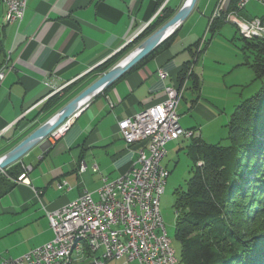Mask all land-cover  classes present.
<instances>
[{
	"label": "crops",
	"instance_id": "0c3cea01",
	"mask_svg": "<svg viewBox=\"0 0 264 264\" xmlns=\"http://www.w3.org/2000/svg\"><path fill=\"white\" fill-rule=\"evenodd\" d=\"M182 2L29 0L23 21L6 24V5L0 0V67L8 65L0 88V133L4 132L0 156L30 124L39 122L38 128L44 124L40 122L46 114L40 111L53 91L93 77L100 66L154 24L164 8L177 13ZM218 4L219 0H198L167 47L153 54L155 50L93 98L55 144L39 145L11 166H18L23 172L30 169L27 181L12 180L13 186L0 195V262L20 258L54 240L46 210L56 211L79 199L85 191L96 197L103 179L115 181L130 170L143 143L127 146L118 123L163 102L165 88L181 85L180 74L189 63L198 85L193 78L189 79L178 115L181 126L200 132L205 142L203 131L197 128H203L206 119L214 118L202 100L206 84L202 86L201 82H207L209 52L206 54V44L200 53L197 48L203 38L207 41ZM235 35H240L237 27ZM202 54L205 61L201 60ZM245 66L236 71L242 79L243 73L245 79L248 74ZM160 70L168 74L164 81L159 78ZM184 114L194 118L184 122ZM82 163L87 166L84 172L80 171ZM95 166L97 171L93 170ZM87 250L75 256L74 264H92L94 255ZM104 264L133 263L110 260Z\"/></svg>",
	"mask_w": 264,
	"mask_h": 264
},
{
	"label": "trees",
	"instance_id": "16d2710c",
	"mask_svg": "<svg viewBox=\"0 0 264 264\" xmlns=\"http://www.w3.org/2000/svg\"><path fill=\"white\" fill-rule=\"evenodd\" d=\"M237 2L232 0L228 12L223 11L222 17L210 21L208 33L214 35L220 25L226 23V16L236 9ZM242 12V18L253 19ZM161 13L132 44L100 66L93 77L81 79L49 98L40 111L46 114L40 123L46 122L93 83L99 74H104L127 56L169 21L176 11L164 8ZM173 35L153 54L167 47ZM240 38L244 42L243 51H249L254 57L245 65H249L258 78L264 79V40ZM190 64L180 74V82H183ZM191 78L195 86L198 85L194 74ZM38 126L39 122L30 124L3 154ZM228 129L230 145L227 147L209 145L201 138L192 141L189 156L193 161V176L187 189L178 193L176 201V239L181 244V264H264V233L259 234L264 231V161L261 162L264 157V83L257 95L236 108ZM245 158L249 159L246 169L243 167ZM254 160L256 162L252 163ZM22 172L20 167L13 166L5 171V175H0V195L13 186L11 181H17ZM255 225L260 228L253 232Z\"/></svg>",
	"mask_w": 264,
	"mask_h": 264
},
{
	"label": "built area",
	"instance_id": "2783aa9c",
	"mask_svg": "<svg viewBox=\"0 0 264 264\" xmlns=\"http://www.w3.org/2000/svg\"><path fill=\"white\" fill-rule=\"evenodd\" d=\"M28 1L9 0L11 14L8 24H20L23 21ZM220 1L211 22L222 17L225 0ZM252 1L264 4V0H239L237 8L226 16V21L235 24L239 34L246 39L253 37L243 35V26H253L256 37L261 38L264 35V21L254 18L247 20L240 16L241 11ZM204 44L205 38L199 43L198 53L202 51ZM7 74L8 65L5 63L0 67V88ZM192 74L193 66H190L178 88H165L166 99L163 102L118 123L127 146L143 143L138 149L137 160L126 174L115 181L103 179V186L96 197L85 191L79 199L56 211L46 210L54 240L20 258L2 260L0 264H74L75 261L67 258V245L72 237L92 239V264H104L110 260L139 264H175V250L169 248L168 235L160 212L161 197L170 175L162 167V161L167 156L166 147L170 142L181 138H200L196 131L181 126L178 115L179 104ZM167 76L164 70L159 71L162 81ZM64 88L53 91L51 96ZM78 114L53 132L48 143L53 145L63 137ZM3 135L4 132H1L0 140ZM29 169L25 168L17 182L28 180ZM97 169L96 166L93 167L94 171ZM86 170L87 166L82 163L80 171Z\"/></svg>",
	"mask_w": 264,
	"mask_h": 264
},
{
	"label": "rangeland",
	"instance_id": "374dc122",
	"mask_svg": "<svg viewBox=\"0 0 264 264\" xmlns=\"http://www.w3.org/2000/svg\"><path fill=\"white\" fill-rule=\"evenodd\" d=\"M185 2L186 0H183L182 4H185ZM242 13L253 18L258 16L263 17L264 6L261 3L252 1ZM223 24L220 31H216L214 35H212L213 33L207 32V41L205 42L208 47L206 54L209 52L208 59L206 60L207 82H201L202 86L204 83L206 84V89H204L206 94L202 96V100H205L203 106L208 108L209 113L214 118L206 119L202 123L203 128L200 127L197 129L203 131V136L206 138L205 142L207 144L227 147L230 145L228 125L232 114L243 101L259 93L264 79L258 78L249 65L245 66V72H248V74L246 73V79L245 73H243L242 77L244 78L242 79L241 74L236 72L246 62H252L254 57L249 51H243L244 42L241 40L240 35H235L236 26L233 23L224 22ZM201 60L205 61L204 54H202ZM238 65L240 66L238 67ZM214 77H216L215 82H212L211 79ZM241 79L242 82L240 81ZM187 94H189V91H187L186 96ZM193 118L194 115L189 116V114H184L182 117L184 122ZM196 132L200 134V132ZM192 143L191 140L186 139L170 142L166 147L167 156L162 161V167L166 168L170 175L167 180L165 192L161 197L160 212L167 235L172 241V247L176 251L179 259L181 258V244L176 239L178 222L176 201L178 193L184 192L187 189V184L193 176V161L189 156ZM262 159L261 162L264 161V157ZM244 162L245 165L243 167L246 169L249 166V159L245 158ZM255 162L254 160L252 163ZM249 196L251 197V195ZM247 203V205H250L249 202ZM258 228L260 226L255 225L253 232ZM263 233L264 231L259 232L260 235ZM75 256L73 257L74 261ZM133 264L139 263L133 262Z\"/></svg>",
	"mask_w": 264,
	"mask_h": 264
},
{
	"label": "water",
	"instance_id": "95a60500",
	"mask_svg": "<svg viewBox=\"0 0 264 264\" xmlns=\"http://www.w3.org/2000/svg\"><path fill=\"white\" fill-rule=\"evenodd\" d=\"M232 0H225L224 11L228 12ZM257 2V1H255ZM198 0H187L178 12L163 26L157 29L153 34L141 42L130 54L123 60L114 65L107 72L102 74L98 79L91 83L80 94L63 106L53 116H51L42 126L36 129L26 139L10 151L0 156V174L4 173L20 158L28 154L37 146H45L48 138L53 132L63 126L68 120L81 112V110L96 96L109 88L114 82L120 79L137 63L141 62L147 56L157 50L167 39H169L180 28L181 25L191 16L196 8ZM259 3V2H258ZM262 4V3H261ZM264 6V4H262ZM229 15V14H228ZM264 17V16H263ZM264 21L262 17H254ZM226 23H231L227 22ZM235 25V24H234ZM236 26V25H235ZM263 39L253 37L252 39ZM252 70V69H251ZM55 95V94H54ZM53 96V95H52Z\"/></svg>",
	"mask_w": 264,
	"mask_h": 264
},
{
	"label": "bare ground",
	"instance_id": "6f19581e",
	"mask_svg": "<svg viewBox=\"0 0 264 264\" xmlns=\"http://www.w3.org/2000/svg\"><path fill=\"white\" fill-rule=\"evenodd\" d=\"M3 3L6 5V10H7L5 14V23L8 24L9 16L11 14V6L9 0H3ZM238 3L239 0L236 4V8ZM243 35H246L247 37H256V30L253 26H243ZM261 38H264V35H261ZM168 244H169V248L171 250H174L172 247V241L170 240L169 237H168ZM85 248H87L88 249L87 251L89 252L93 251V241L91 238L72 237L67 245V258H69L71 261H74L73 259L74 255H78L82 253ZM174 261L175 264H181L179 257H177L176 255V251H174Z\"/></svg>",
	"mask_w": 264,
	"mask_h": 264
}]
</instances>
